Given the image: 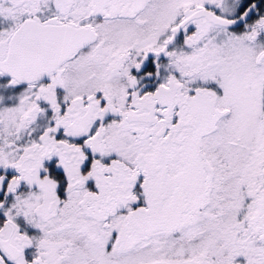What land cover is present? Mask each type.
I'll return each instance as SVG.
<instances>
[{
    "label": "snow or ice",
    "instance_id": "1",
    "mask_svg": "<svg viewBox=\"0 0 264 264\" xmlns=\"http://www.w3.org/2000/svg\"><path fill=\"white\" fill-rule=\"evenodd\" d=\"M0 264H264V0H0Z\"/></svg>",
    "mask_w": 264,
    "mask_h": 264
}]
</instances>
